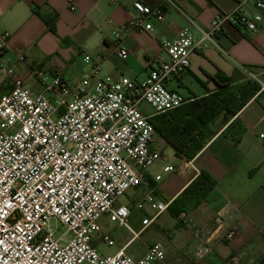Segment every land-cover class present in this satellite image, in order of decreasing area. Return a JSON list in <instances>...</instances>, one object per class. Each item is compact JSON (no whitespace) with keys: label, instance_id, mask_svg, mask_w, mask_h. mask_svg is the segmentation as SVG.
<instances>
[{"label":"built area","instance_id":"2783aa9c","mask_svg":"<svg viewBox=\"0 0 264 264\" xmlns=\"http://www.w3.org/2000/svg\"><path fill=\"white\" fill-rule=\"evenodd\" d=\"M245 1L238 0L232 9L217 13L209 29L201 30L202 38L220 48L216 33L224 23L256 31L264 0H253V15L243 7ZM171 3L160 0L151 6L135 1L129 24L151 32L150 19L162 20ZM113 34L117 37L116 56L124 60L128 50L121 44L119 32ZM7 38V32L0 33V57ZM195 46L192 31L179 28L173 39L161 42L167 59L156 56L140 81L101 79L96 63L69 81L58 73L31 68L29 76L39 85L37 91L5 61L0 64V78L6 77L11 85L0 94V264L164 262L161 241L153 242L138 258L127 254L125 246L112 254L100 252L99 242L110 246L115 242L98 221L106 215L117 226L127 228L132 241L167 210L168 202L152 191L132 207L117 204V198L140 185L147 168L161 157L159 150L151 148L155 128L149 118L193 99L170 90L165 81L186 71ZM16 56L19 62L25 60L21 50ZM84 60L90 62L91 57L85 54ZM249 76L264 89L263 81L254 74ZM142 102L152 108L150 114L141 109ZM170 170L172 166L164 167V171ZM146 207L151 214H145ZM134 209L142 213L137 230L129 223ZM184 214L178 218L182 220ZM59 224L64 231L58 233ZM234 234L229 229L224 237L230 239ZM209 249L207 243L196 249L192 264ZM223 264H240V254H231Z\"/></svg>","mask_w":264,"mask_h":264},{"label":"crops","instance_id":"0c3cea01","mask_svg":"<svg viewBox=\"0 0 264 264\" xmlns=\"http://www.w3.org/2000/svg\"><path fill=\"white\" fill-rule=\"evenodd\" d=\"M135 1L151 6L160 3V0H0V33H8L0 64L5 61L15 75L26 81L34 67L49 74L58 73L69 81L75 77H69L70 72L82 68L86 73L92 63L98 64L97 77L101 79L129 77L140 81L153 67L156 56L167 59L161 42L173 39L179 28L186 27L192 31L196 46L190 53L186 71L165 81L167 88L187 97H201L217 89L216 77H232L233 87L250 80L249 74L264 82V9L256 31L224 23L216 33L218 48L202 38L201 30H208L214 16L232 9L238 0H172L162 20L150 19L154 26L151 32L129 24L135 15ZM243 7L251 15L256 11L253 0H246ZM116 30L128 50L124 60L115 53ZM18 50L25 54L22 62L17 61ZM85 54L91 57L90 62L84 60ZM10 88L7 78H0V94ZM230 122L244 128L236 144L224 134ZM213 127L216 133L189 160L176 156L171 146V158L163 156V149L169 145L154 132L151 148L161 152L160 159L147 168L144 181L135 188L140 195L125 198L121 195L117 204L132 207L149 191L169 202L201 170L209 172L217 183L207 198L185 213L182 220L166 210L169 217L161 221L159 217L165 212L158 215L132 241L128 229L121 227L126 233H116L112 253L125 246L127 254L138 258L153 242L161 241L165 259L155 264H192L196 249L207 243L210 249L197 264H223L233 253L240 254V264H264V89L259 88L234 116H218ZM155 134L160 140H156ZM167 165L172 170L164 171ZM144 212L151 214L148 207ZM141 217L142 213L135 209L129 216L130 225L136 230ZM229 229L235 230L230 239L224 237Z\"/></svg>","mask_w":264,"mask_h":264},{"label":"trees","instance_id":"16d2710c","mask_svg":"<svg viewBox=\"0 0 264 264\" xmlns=\"http://www.w3.org/2000/svg\"><path fill=\"white\" fill-rule=\"evenodd\" d=\"M216 82V90L201 97L195 96L174 109L149 118L155 133L172 147L176 156L191 159L216 133L213 127L216 118L222 114L234 116L259 89V83L251 79L238 87L232 86L234 81L230 76L216 77ZM243 130L240 124L230 122L224 134L236 144ZM215 183L209 172L201 170L168 202L167 211L171 216H179L196 209L207 198Z\"/></svg>","mask_w":264,"mask_h":264},{"label":"rangeland","instance_id":"374dc122","mask_svg":"<svg viewBox=\"0 0 264 264\" xmlns=\"http://www.w3.org/2000/svg\"><path fill=\"white\" fill-rule=\"evenodd\" d=\"M36 68V67H34ZM84 72L82 70V68H78L72 72L69 73V77L75 75V77H78V76H81L83 75ZM26 83L28 85H30L32 87V89L34 90H37L39 89V85L34 81V79H32V77H30L29 79H27ZM186 93V91H183ZM140 107L141 109L145 112V113H148L150 114L153 110L152 108L148 105V103L146 102H142L140 104ZM155 138L156 140H160L159 137L155 134ZM157 144H159V142H156ZM163 156H165L166 158H171L172 156V149L170 146H167L166 148L163 149ZM160 159V158H159ZM158 159V160H159ZM127 195L131 196V197H136L138 195H140V192L133 188V189H127L125 191V193L123 194V198L127 197ZM168 212H165L162 216L159 217V220H163L165 217H169L168 216ZM100 225L102 226V230L110 233L111 232V238L113 240L116 241L117 239V236H116V233L122 231L123 233H126L125 229L121 228V227H118L115 223L111 222L106 215H102L100 218H99V221ZM130 223V222H129ZM52 224L54 225V222L52 221ZM64 231V227L61 226V224H59V229H58V233L59 232H63ZM70 235L67 236V238H69ZM97 249L100 251V252H103V253H112V250H113V246H110V245H107L106 243L104 242H99L98 243V246H97Z\"/></svg>","mask_w":264,"mask_h":264}]
</instances>
